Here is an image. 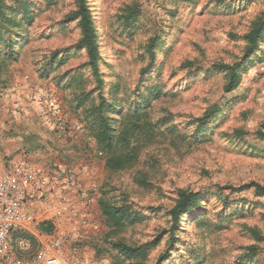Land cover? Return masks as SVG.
I'll use <instances>...</instances> for the list:
<instances>
[{"label": "rangeland", "instance_id": "1", "mask_svg": "<svg viewBox=\"0 0 264 264\" xmlns=\"http://www.w3.org/2000/svg\"><path fill=\"white\" fill-rule=\"evenodd\" d=\"M82 1L103 82L78 43L76 0H0V163L28 148L17 143L28 139V117L43 136L29 148L44 155L64 144L75 149L60 162L89 177L81 183L91 201L87 227L57 225L74 231L66 243L73 264H264V195L239 191L264 187V0ZM255 24L261 35L251 46ZM235 63L246 70L226 91L228 76L218 67ZM140 98L139 117L106 111L117 130L150 123L132 139L139 142L133 163L111 170L95 138L104 113L95 107L104 100L127 112ZM212 108L201 127L197 118ZM33 111L38 119L31 121ZM5 142L18 144L9 156ZM32 158L54 165L49 156ZM180 190L202 197L174 221L170 209ZM99 197L129 204L138 216L112 227ZM111 241L140 253L127 259Z\"/></svg>", "mask_w": 264, "mask_h": 264}, {"label": "built area", "instance_id": "2", "mask_svg": "<svg viewBox=\"0 0 264 264\" xmlns=\"http://www.w3.org/2000/svg\"><path fill=\"white\" fill-rule=\"evenodd\" d=\"M31 156L19 150L0 163V264H72L66 243L74 231L56 228L50 242L35 250L23 234L31 231L36 210L52 209L74 226L87 227L90 194L72 166L36 165Z\"/></svg>", "mask_w": 264, "mask_h": 264}, {"label": "trees", "instance_id": "3", "mask_svg": "<svg viewBox=\"0 0 264 264\" xmlns=\"http://www.w3.org/2000/svg\"><path fill=\"white\" fill-rule=\"evenodd\" d=\"M79 4V9L75 11V15H80V26L82 31V37L79 40V46L86 49L88 55V65L92 69V74L98 81H102L99 73V61L100 54L96 45V35L93 30V24L86 12L85 6L83 5L82 0H76ZM9 14V13H8ZM4 5L0 3V25L5 21ZM260 24H255L253 31L250 32V44L251 46H257V36L260 37ZM8 49L12 51L13 42L7 44ZM245 64L235 63L232 65H223L219 66V69L226 71L228 76V84L226 85V91H230L235 88L239 81L241 73L246 70ZM113 91H116L114 87ZM140 106L135 103L130 104L132 111H124L121 104L111 105L105 103L103 100V106L99 105L95 107V110L98 113L104 112L97 120H95V138L98 143V146L108 151V157L105 165L111 170H121L130 166L133 161L136 159L137 152L139 149V142H132V139L135 137V134L139 136V133L143 130L145 126H150V123L146 120L131 121L128 125H123L120 130L115 129L113 126L110 117L106 115V111H113L117 113L119 117H123L124 113H129L130 116L139 117L142 107V102L145 98H140ZM101 108V111L99 110ZM216 111L212 108L210 111H207L202 117L197 118V122L201 127L208 122L209 119L214 116ZM137 139L136 141H139ZM26 149V150H25ZM19 149L24 152H34L35 149ZM253 188L257 195H264V187L260 185H255L253 183L244 184L239 188V191ZM201 195L196 192H188L186 190H180L178 197L174 206L170 209V214L174 221H179L180 216L183 213L190 212L193 208L199 205ZM98 205L101 211L102 216L107 220V222L112 227H125L126 225L132 224L138 214L131 209L129 204H123L117 206L112 203L106 202L102 197L98 198ZM52 225L49 223H41L40 229L51 232ZM111 247L119 252L121 255L127 259L134 258L139 255L140 249L131 247L123 242L111 241L109 242Z\"/></svg>", "mask_w": 264, "mask_h": 264}, {"label": "crops", "instance_id": "4", "mask_svg": "<svg viewBox=\"0 0 264 264\" xmlns=\"http://www.w3.org/2000/svg\"><path fill=\"white\" fill-rule=\"evenodd\" d=\"M28 111H30V109ZM36 111H33L32 114L30 112L28 113V116L35 115V117L31 118V121H33V119L37 118L36 116H37L38 112H36ZM35 113H37V114H35ZM29 121H30V117H28V139L27 140H19L18 139L17 143H20L24 146L25 145L28 146V149H33L34 146H36L38 144V142L41 141V138L43 136H41L42 135L41 131H38L39 128L38 129H37V127L34 128L33 122H29ZM4 144H6V148L4 149V152H5L4 155H8V156L10 155L11 151H15L14 148L16 145H18V144H15V142H11V144L10 143L7 144V142H5ZM29 147H33V148H29ZM41 151L43 153L47 152L46 150H40V151L37 150L34 152H28L27 151V153L29 155L31 154L32 157H35L36 159H38L39 156L41 158L49 156L50 158H45V160L49 163H52V161H53L54 165L61 163L60 161L66 162L64 157H70V155H69L70 153H72V155L75 154V149H73V147H71L69 144L61 145L58 150H55L53 152L49 151V153L47 155L42 154ZM32 162L36 165H41V164L45 165L46 164L45 162H44L45 163L44 164L43 161H38V163H37L36 161L32 160ZM74 169L79 173L77 166ZM79 177H80V175H79ZM88 178L89 177H85V176L80 177L81 180L83 179L82 181L89 183L90 181L88 180ZM65 221H69V220L64 219L62 216L56 214V212L52 209L36 210L35 221L31 225V231L27 232L26 234H23V235L29 239V241L31 242L32 249L35 250L36 248H39L40 246L49 243L53 233L55 232V229L57 228V225L64 224ZM43 222L49 223L53 226L51 232H46V231L40 229V224ZM69 224L72 227L75 225V224L73 225V223L71 221H69ZM74 251L76 252L77 250H74ZM71 263L73 264L72 260H71Z\"/></svg>", "mask_w": 264, "mask_h": 264}]
</instances>
